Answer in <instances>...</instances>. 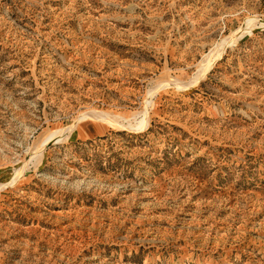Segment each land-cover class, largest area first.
Here are the masks:
<instances>
[{"label": "rangeland", "instance_id": "rangeland-1", "mask_svg": "<svg viewBox=\"0 0 264 264\" xmlns=\"http://www.w3.org/2000/svg\"><path fill=\"white\" fill-rule=\"evenodd\" d=\"M0 181V264H264V0H0Z\"/></svg>", "mask_w": 264, "mask_h": 264}, {"label": "bare ground", "instance_id": "bare-ground-1", "mask_svg": "<svg viewBox=\"0 0 264 264\" xmlns=\"http://www.w3.org/2000/svg\"><path fill=\"white\" fill-rule=\"evenodd\" d=\"M246 31L247 30H244V31H241L240 33H239V37H241L244 33H246ZM238 38V37H237ZM203 61V60H202ZM205 64V62L204 63H202V67H201V70H198V74H196V75H199V77H198V80L200 79V75H201V73H202V70L204 71V68H205V66L206 65H204ZM200 69V68H199ZM196 77V76H195ZM197 80V81H198ZM176 83V82H175ZM186 84H184V86H185ZM184 86H181V87H184ZM99 113H102L103 114V116H105L107 119H109L111 122H112V124H115V125H117V122H118V119L117 118H114L113 116H109L108 114L106 115L105 113H103V112H101V111H98V110H89V111H86V112H84L83 114H82V116H81V118H85V117H90L91 115H94V114H99ZM80 119V118H79ZM86 119V118H85ZM80 122V121H79ZM142 124H144V122L142 121V123H137V124H134V125H129V126H127L128 128H131V129H134V128H137V127H140ZM77 125L78 124H73L71 127H69V128H67V129H65L63 132H62V135L61 134H57V135H55V136H53L52 138H51V140L53 141V140H60V139H62V138H65V136H66V134L68 133V132H73V130L74 129H76L77 128ZM119 125V124H118ZM126 125V124H125ZM120 126H122V125H120ZM72 135V134H71ZM46 145V143L45 144H42L40 147H38V148H41L40 150H37V152H35L33 155V158L32 159H36V160H42L43 158H44V156H45V154H44V146ZM48 146V145H47ZM14 173H13V175H15V174H19V173H21V166L20 167H17V168H15L14 169V171H13ZM2 181H0V188H1V186H2Z\"/></svg>", "mask_w": 264, "mask_h": 264}, {"label": "crops", "instance_id": "crops-1", "mask_svg": "<svg viewBox=\"0 0 264 264\" xmlns=\"http://www.w3.org/2000/svg\"><path fill=\"white\" fill-rule=\"evenodd\" d=\"M87 129H89V127H86V129H85V130L87 131Z\"/></svg>", "mask_w": 264, "mask_h": 264}]
</instances>
